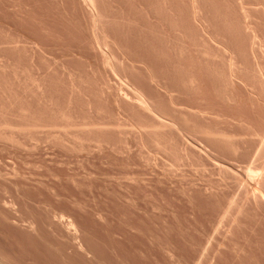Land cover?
I'll list each match as a JSON object with an SVG mask.
<instances>
[{"label": "rangeland", "instance_id": "rangeland-1", "mask_svg": "<svg viewBox=\"0 0 264 264\" xmlns=\"http://www.w3.org/2000/svg\"><path fill=\"white\" fill-rule=\"evenodd\" d=\"M93 8L0 0V264H264V0Z\"/></svg>", "mask_w": 264, "mask_h": 264}, {"label": "bare ground", "instance_id": "bare-ground-1", "mask_svg": "<svg viewBox=\"0 0 264 264\" xmlns=\"http://www.w3.org/2000/svg\"><path fill=\"white\" fill-rule=\"evenodd\" d=\"M85 2H87L89 6H92V7L95 8V0H85ZM94 8H93V9H94ZM93 9H92V10H93ZM94 10H95V9H94ZM94 10H93V11H94ZM95 11H96V10H95ZM94 13H95V12H94ZM95 14H96V13H95ZM94 16H97V15H94ZM134 92H135V91H134ZM139 94H140V93H139ZM137 95H138V94H137ZM140 95H141V94H140ZM142 97H144V96H142ZM145 102H146V101H145ZM145 104H146V103H145ZM141 106H142V105H141ZM146 106H147V104H146ZM151 108H152V106H151ZM146 109L150 110V109L147 108V107H146ZM146 109H145V110H146ZM149 112H150V111H149ZM152 112H153V111H152ZM152 112H151V113H152ZM62 114H63V113H62ZM152 114H154V113H152ZM155 116H156V112H155ZM157 117L159 118V115H158ZM160 118H162V117H160ZM9 119H10V118H9ZM163 119H165V118H163ZM5 120H6V119H5ZM7 121H8V120H7ZM159 121H161V120H159ZM166 121H167V120H166ZM0 122H1V121H0ZM8 122H9V121H8ZM170 122H171V121H170ZM160 123H161V122H160ZM164 123H165V122H164ZM9 124H10V123H9ZM9 124H8V123L6 124V123H2V122H1V123H0V127H2V128H0V131L4 129L3 131L7 133V131H8L7 128H9V129L12 128L11 132L13 133V132H15V131H13L14 129H16V131L19 130L18 128H15V127H14V129H13V127H10L11 125H9ZM167 124H168V123H167ZM167 124H166V125H167ZM174 124H175V123H174ZM160 126H161V125H160ZM170 126H172V125H170ZM3 127H4V128H3ZM16 127H17V126H16ZM5 128L7 129V131H5ZM37 128H38V127H37ZM11 132H10V133H11ZM8 133H9V131H8ZM10 133H9V134H10ZM12 133H11V135H13ZM0 134H1V133H0ZM2 134H3V133H2ZM3 137H4V135H3ZM5 137H6V136H5ZM10 139H11V138H10ZM12 139H13V138H12ZM18 141H19V140H18ZM247 173H248V172H247ZM260 174H261V173H260ZM255 175L259 176V173L257 174L254 170H250V175H249V176H251V177H255ZM257 176H256V177H257ZM255 179H256V178H255ZM250 180L252 181L251 178H250ZM257 180H258V179H257ZM257 180H255V181H257ZM258 181H259V180H258ZM253 182H254V180H253ZM257 183H258V182H257ZM256 185H257V184H256ZM258 187H259V183H258ZM258 187H257V188H258ZM252 188H253V187H252ZM259 188H260V187H259ZM256 192H257V191H256ZM263 198H264V197H263ZM2 263H3V262H2Z\"/></svg>", "mask_w": 264, "mask_h": 264}]
</instances>
